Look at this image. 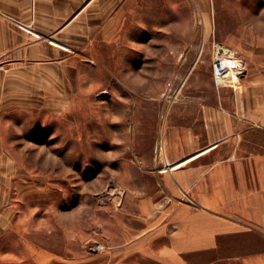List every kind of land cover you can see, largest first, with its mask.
Returning <instances> with one entry per match:
<instances>
[{
  "label": "rangeland",
  "instance_id": "obj_1",
  "mask_svg": "<svg viewBox=\"0 0 264 264\" xmlns=\"http://www.w3.org/2000/svg\"><path fill=\"white\" fill-rule=\"evenodd\" d=\"M208 2L159 5L172 22L145 24L135 43L123 39L140 54L104 49L94 68L79 71L82 85L67 102L3 104L0 264H107L118 242L141 234L136 192L165 189L151 173L167 163L163 139L187 125L180 111L197 110L189 97L218 94L213 44L246 61L229 86L264 77V0ZM173 78L184 85L170 104Z\"/></svg>",
  "mask_w": 264,
  "mask_h": 264
},
{
  "label": "crops",
  "instance_id": "obj_2",
  "mask_svg": "<svg viewBox=\"0 0 264 264\" xmlns=\"http://www.w3.org/2000/svg\"><path fill=\"white\" fill-rule=\"evenodd\" d=\"M173 1L0 0V109L69 101L83 67L104 49L138 53L141 28L172 22L158 7ZM190 98L197 110L179 112L188 123L173 125L165 168L151 170L165 189L136 192L141 234L107 264H264V77L221 86L213 102Z\"/></svg>",
  "mask_w": 264,
  "mask_h": 264
},
{
  "label": "built area",
  "instance_id": "obj_3",
  "mask_svg": "<svg viewBox=\"0 0 264 264\" xmlns=\"http://www.w3.org/2000/svg\"><path fill=\"white\" fill-rule=\"evenodd\" d=\"M212 56L213 80L218 88L231 85L230 78L234 75L239 76L240 72L246 65L244 57L241 56L238 51H234L232 48L221 43L213 44ZM183 85V81H181L180 84H177L176 78L167 82L164 94L170 104L176 100ZM162 148L163 145H161V149Z\"/></svg>",
  "mask_w": 264,
  "mask_h": 264
},
{
  "label": "bare ground",
  "instance_id": "obj_4",
  "mask_svg": "<svg viewBox=\"0 0 264 264\" xmlns=\"http://www.w3.org/2000/svg\"><path fill=\"white\" fill-rule=\"evenodd\" d=\"M166 138V137H165ZM165 138L163 139V148H162V152H163V157H167V153H166V149H165Z\"/></svg>",
  "mask_w": 264,
  "mask_h": 264
}]
</instances>
